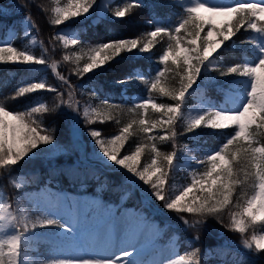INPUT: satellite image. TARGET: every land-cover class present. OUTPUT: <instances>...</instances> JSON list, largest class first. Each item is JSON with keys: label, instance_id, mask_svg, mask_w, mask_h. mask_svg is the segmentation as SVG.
<instances>
[{"label": "trees", "instance_id": "1", "mask_svg": "<svg viewBox=\"0 0 264 264\" xmlns=\"http://www.w3.org/2000/svg\"><path fill=\"white\" fill-rule=\"evenodd\" d=\"M230 1L233 5L259 2V0ZM126 5L131 7L125 17L111 16L113 12ZM0 6L10 8L9 14H0V46L11 43L18 51L27 49L29 38L23 34L22 26L27 17L31 23V31L39 42V45L33 47L35 56L43 57L45 60L44 64L0 61V105L14 113H28L33 107L45 104L50 111L34 113L30 118L36 121L33 126H39L42 134H45L44 130L52 134L55 137L54 142L70 152L69 155H59L50 159L39 156L23 158L15 165L0 169V201L4 199L11 202L22 192H34L46 186L74 195H100L104 204L116 205L121 197L125 196L120 204L121 208L132 207L146 212L149 208L153 209L156 213L154 219L159 222L161 229L160 242L163 243L177 235L178 253L184 258L192 261L198 259L201 264H264V252L257 253L255 247L249 249L244 243L245 240H250L254 233L264 230V224L249 225L248 231L243 234L231 227L233 214L243 210V205L255 190L250 180L236 186L232 204L219 216L210 214L201 217L180 213L169 210L163 201L156 200H154L156 206L151 207L148 203V200H151L150 196L142 195L136 184L119 168L104 167L90 158L87 152L89 148H83L72 132L73 121L67 112L69 101L82 99L94 107L95 117L87 125L99 129L102 139H110L119 134L128 123L137 121L130 130L118 158L131 154L136 147L144 145L140 168L151 162L153 142L159 149L161 158L163 155L177 152L184 145L196 147L202 152L222 150L223 145L235 133V128L211 129L206 126L193 128L192 124L180 118L175 121L174 126L157 127L148 134L139 128L140 119L146 118L150 122H155L161 119V113L150 108L145 115L132 102L133 96L150 98L158 104L176 102L172 97L151 89L152 81L162 70L159 57L167 50L168 37L157 38L150 51H142V54H137L141 51L139 48L121 52L101 69L88 72L80 78L84 63L92 54L91 49L98 44L118 39L140 38L147 41L148 33L156 27L174 29L188 16V8L182 1L112 0L109 5V16L97 17L95 22L87 19L70 24L76 30L78 43L67 46L60 42L56 34L62 25L53 24L54 0H0ZM8 30H12L13 35L7 40ZM208 30L206 26L201 35H205ZM259 39H264V33L248 29L245 24L212 56L214 65L209 70V75L213 82L203 85L200 81L203 85V94L210 105L219 106L224 101L225 90L231 88L233 82L243 76L221 75V71H226L227 67L236 64H256L264 58V52L255 45ZM61 76L64 80L60 79ZM38 82H44L46 86L56 91L37 90L17 97L19 88ZM161 84L170 90L178 89L180 86L178 73L175 71L165 73L161 78ZM184 101L191 102V95L186 94ZM252 131L253 146L264 144V129L254 126ZM165 135L170 139L161 140L160 137ZM161 166L168 172L166 166ZM208 167L207 160L201 161L196 167V174L202 175ZM17 176L23 180L18 186L13 180ZM240 178L243 179V172L240 173ZM97 188H100V192ZM181 217L186 219L188 224H185ZM197 236L199 239H195Z\"/></svg>", "mask_w": 264, "mask_h": 264}, {"label": "snow or ice", "instance_id": "2", "mask_svg": "<svg viewBox=\"0 0 264 264\" xmlns=\"http://www.w3.org/2000/svg\"><path fill=\"white\" fill-rule=\"evenodd\" d=\"M95 3L96 0H70L67 7L54 9L56 18L53 24L60 25L69 19L86 15ZM130 7L131 5H126L116 10L114 15L117 18H123L128 14ZM202 9L210 15L201 16L199 13ZM187 12V18L183 19L174 29L154 28L148 33L147 41L140 38L118 39L98 44L91 49L92 54L80 72V78H82L88 72L105 65L124 51L139 48L143 52H148L157 38L168 37L167 50L159 57L162 70L152 81L151 89L164 96L172 97L176 102L158 104L152 99H146L136 106L145 115L150 108L161 113V119L155 122H150L146 118L139 120V128L145 134L151 133L157 127L174 126L175 121L181 116L186 94L199 78L202 67L222 47L223 43L236 35L245 24L248 29L264 33V0L236 3L227 7L197 2L188 8ZM206 26L209 30L202 36L201 33L205 31ZM63 39L65 43L73 45L78 43L76 39L71 41L66 37ZM65 58L68 59V57ZM0 61L25 64L45 63L43 57L37 58L26 51H18L11 43L0 46ZM170 71H175L179 75L180 86L178 89L170 90L161 84V78ZM220 74H239L251 78L252 83L247 93V102L239 111L214 110L206 114L207 119L205 115H200L192 120L193 128L200 126L214 129L233 127L236 131L223 145L222 150L207 156L209 167L203 174L199 177L193 176L191 184L174 197H168L165 194L164 186L168 172L161 165L171 170L174 167L176 152L163 155L161 158V153L153 142L151 144L153 153L151 163L142 169L139 166L144 145L136 147L131 154L118 158L130 130L137 121L133 120L128 123L120 130L119 134L110 139H102L99 129H90V134L107 157L149 184L156 197L162 200L169 210L201 217L210 214L219 216L232 204L236 186L243 185L250 180L255 192L246 200L243 210L232 216L231 227L243 234L248 231L249 225L264 224V144L253 146L252 139L254 126L264 129V58H261L256 64L244 63L229 66L226 71H221ZM60 79L64 80V77L61 76ZM37 90L56 91L46 86L44 82L31 83L27 87L19 88L17 97ZM42 111L48 112L50 109L41 103L28 113H14L0 105V169L17 164L41 144L54 145L55 137L46 133V130H44L45 134H42L39 126H33L36 121L30 120L34 113ZM83 115L84 117L89 116L87 109L84 110ZM150 139L152 138L150 137ZM160 139L165 140L170 137L165 135ZM241 172H243V179L240 178ZM4 219L5 217L0 215V220ZM12 219L15 220V217ZM183 220L185 224H188L186 219ZM49 226H58L65 235H72V229L68 225L50 217L37 220L30 225L27 223L20 225L23 232H19L17 229L18 234L11 235L6 240L0 239V264H21V247L26 242L23 239L24 233L38 227ZM195 239H199V237L197 236ZM244 243L249 249L255 247L257 253L264 252V232L258 236L252 235L251 239L245 240ZM135 253L136 249L134 248L132 250L122 249L118 256L111 259L74 257L55 259L50 261V264H115V261H120V264H135V261L131 259ZM180 261L182 264H201L198 259L184 262V257H180Z\"/></svg>", "mask_w": 264, "mask_h": 264}, {"label": "rangeland", "instance_id": "3", "mask_svg": "<svg viewBox=\"0 0 264 264\" xmlns=\"http://www.w3.org/2000/svg\"><path fill=\"white\" fill-rule=\"evenodd\" d=\"M111 1L96 0L92 9L86 15H81L62 23V26L56 32L60 42L67 46L71 45V43H65L63 37H66L69 41L76 39V30L70 24L87 19L95 22L97 17L109 16ZM180 1L187 8L194 6L197 2L207 3L212 6H233L230 0ZM69 2L70 0H54V19L56 18L54 9L67 7ZM9 13V7L0 6V14L7 15ZM199 14L201 16L210 15L204 9ZM111 16L116 17L114 12ZM29 21V19H24L22 22L23 34L29 38L25 51L35 56L33 47L39 45V42L31 31V23ZM12 35L13 31L8 30L7 40ZM255 45L264 52V39H259ZM142 53L140 51L137 54ZM89 57L90 55L85 63ZM213 65L211 57L202 67L199 78L187 93L191 95L192 101H184L180 116V119L186 123L191 124L192 120L200 115H205L207 119L206 114L214 110L239 111L247 102V93L252 83L249 76H242V78L234 81L231 88L225 90L224 101L219 106L214 107V105H210L207 102L202 86L213 82L209 75V70ZM103 66L90 72H95ZM200 81H202L203 85L200 84ZM144 100L146 99L139 96L132 97V102L136 105ZM69 105L67 112L73 121V135L80 141L79 143H81L83 148H89L87 152L91 156L90 158L98 161L104 167L119 168L129 180L136 184L142 195L150 196L151 200H148V203L151 207L156 206L154 200L162 201L156 197L149 184L145 183L130 170L112 161L103 153L90 134V129L93 128L87 125L95 117L94 107L82 99H72L69 101ZM85 109L89 112L88 117L83 115ZM77 145V147H80L79 144ZM176 153L174 167L171 170L168 169V176L164 186L165 194L168 197H174L182 192L185 187L191 184L193 176L199 177L201 174H196V167L201 161L207 160V156L214 152H202L196 147L184 145ZM69 154V150L54 142V145H39L24 158L39 156L44 159H50L59 155ZM13 180L17 186L23 182L20 176ZM97 191L100 192V188H97ZM124 199L125 196H122L120 202L116 205L104 204L100 195H74L48 186L34 192H22L13 198L11 202L4 199L0 201V215L5 217L4 220H0V239L6 240L9 236L18 234L17 229H19V232H23V228L19 227L20 225L25 223L30 225L37 220L50 217L68 225L72 229V235H65L58 226L38 227L35 230L24 233L23 239L26 242L21 247V264H50V261L55 259H70L74 257L111 259L118 256L122 249L132 250L133 248L136 249V253L131 259L135 261V264H182L180 261L182 256L178 253L177 235H173L163 243L160 242L161 229L159 222L154 219L156 213L153 209L149 208L146 212L132 207L121 208L120 204ZM12 217H15V220ZM189 225L191 226L192 224ZM262 232L264 230L254 234L258 236ZM5 250L7 249L5 248ZM189 260L191 259L184 258V262ZM115 264H120V261H115Z\"/></svg>", "mask_w": 264, "mask_h": 264}]
</instances>
